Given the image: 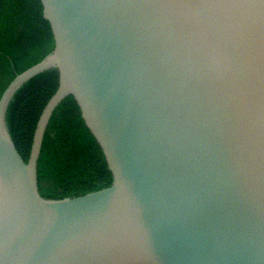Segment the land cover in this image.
<instances>
[{"label": "water", "instance_id": "obj_1", "mask_svg": "<svg viewBox=\"0 0 264 264\" xmlns=\"http://www.w3.org/2000/svg\"><path fill=\"white\" fill-rule=\"evenodd\" d=\"M54 48L0 97V264H264V0H41ZM30 155L14 111L54 90ZM72 95L113 181L39 189Z\"/></svg>", "mask_w": 264, "mask_h": 264}, {"label": "trees", "instance_id": "obj_2", "mask_svg": "<svg viewBox=\"0 0 264 264\" xmlns=\"http://www.w3.org/2000/svg\"><path fill=\"white\" fill-rule=\"evenodd\" d=\"M41 0H0V97L16 77L54 48ZM57 89L33 93L13 114L18 151L28 160L38 119ZM113 176L103 150L85 124L75 98L66 97L47 126L38 163L39 189L75 197L108 187Z\"/></svg>", "mask_w": 264, "mask_h": 264}]
</instances>
